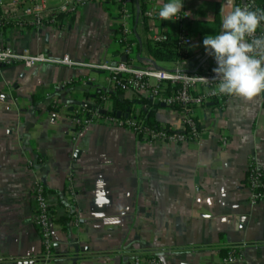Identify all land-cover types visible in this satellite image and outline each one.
<instances>
[{
  "label": "crops",
  "instance_id": "0c3cea01",
  "mask_svg": "<svg viewBox=\"0 0 264 264\" xmlns=\"http://www.w3.org/2000/svg\"><path fill=\"white\" fill-rule=\"evenodd\" d=\"M168 2L144 0L141 14L139 0H127L134 66L151 68L148 44L155 33L178 38L180 26L159 17ZM235 7L236 0H183L195 49L186 60L157 66L208 69L203 40L223 31V18ZM149 10L157 18H148ZM119 25L117 0H95L39 30L5 28L0 45L24 55L116 64ZM114 92L103 72L52 64L0 67V99L10 107L0 111V264H42L31 199L38 182L52 209L55 264H134L153 253L162 264H216L223 250L237 246L242 259L233 264H264V203L252 205L244 186L249 162L264 172V91L195 108L194 119L205 126L202 137L180 146L149 144L117 126L93 124L77 132L65 109L51 122L53 103L93 108L106 97L104 108L111 111ZM121 96L136 101L137 112L152 111L160 125L176 128L183 118L142 95ZM69 173L73 203L62 197Z\"/></svg>",
  "mask_w": 264,
  "mask_h": 264
},
{
  "label": "built area",
  "instance_id": "2783aa9c",
  "mask_svg": "<svg viewBox=\"0 0 264 264\" xmlns=\"http://www.w3.org/2000/svg\"><path fill=\"white\" fill-rule=\"evenodd\" d=\"M95 0H62L57 6L51 7L48 0H0V31L11 27L21 30H39L44 25H51L57 22L59 16L71 18L84 5ZM120 14L119 30L121 31L120 61L116 64L108 62L91 63L77 62L62 56L61 58H51L44 53L18 54L9 46L0 45V67L21 65L30 68L38 64H52L73 68L87 69L91 72L106 73L108 82L118 88L122 95L141 96L151 104H162L173 108L178 106V110L183 113V118L176 128L152 129L144 125L141 121L132 120L121 114L119 117L110 115L111 111L104 108L106 97L102 98L99 105L93 108L84 106L61 105L58 102L52 104L50 110L51 122L60 119V110L69 111L71 126L75 131L80 132L93 124L107 126H117L128 128L135 136L149 144L159 145H185L189 142H199L205 126L193 117V110L216 101L221 106L225 103L228 94L220 93L218 85L221 77L216 76L213 71L217 67L213 55L209 57V68L206 70L186 71L181 69L165 70L159 68H139L133 64V45H129V27L127 23V0H117ZM247 7L249 10L264 11V3L259 0H236V7ZM148 18H157L154 10L146 12ZM190 18L189 11L182 10L178 16L171 21L180 26L178 36V46L193 51L195 44L185 29V23ZM254 37H264V22L257 28ZM251 39V38H248ZM166 40L165 34L155 33L153 41ZM120 43V41H119ZM199 77L207 78L202 80ZM179 85L171 94L164 93L166 84ZM121 96V97H125ZM46 95L44 94V98ZM10 107L0 99V111H8ZM226 139H222L223 144ZM244 186L250 191V203L252 205L264 203V172L254 163L249 162L246 170ZM62 197L75 200V184L73 175L69 173L66 178V186ZM33 205V224L38 232L41 244L42 264L57 263L59 258L55 251V243L52 232V209L47 200L45 186L38 182L31 190ZM69 205L70 203L67 202ZM74 224L77 220H73ZM227 254L216 264H233L241 261L242 247L227 248ZM134 264H162L156 253L143 258H136Z\"/></svg>",
  "mask_w": 264,
  "mask_h": 264
},
{
  "label": "clouds",
  "instance_id": "9594fccd",
  "mask_svg": "<svg viewBox=\"0 0 264 264\" xmlns=\"http://www.w3.org/2000/svg\"><path fill=\"white\" fill-rule=\"evenodd\" d=\"M182 9L183 0H169L159 10V17L172 20ZM261 22L264 11L237 6L224 16L221 33L204 38L203 44L217 64L213 71L221 77L220 93L251 99L264 91V37H254Z\"/></svg>",
  "mask_w": 264,
  "mask_h": 264
},
{
  "label": "trees",
  "instance_id": "16d2710c",
  "mask_svg": "<svg viewBox=\"0 0 264 264\" xmlns=\"http://www.w3.org/2000/svg\"><path fill=\"white\" fill-rule=\"evenodd\" d=\"M262 4L264 3V0H259ZM144 0H139V7H140V13L142 14L144 11V5H143ZM1 14V12H0ZM63 16H59L57 18V21H61V18ZM118 38L120 41V45H123L121 43V31L118 30ZM129 45H134L135 39H129L127 40ZM148 51L149 54L152 58V60L149 62L151 68H159L157 66V63L161 62H180L183 60L188 59L191 55L192 52L183 49L178 46V38L172 39L168 36H166V40L164 41H151L148 44ZM160 69V68H159ZM179 85H170L169 83L166 84L164 87V93L165 94H171L173 93ZM121 93V91L118 88H115V92L109 96V101L111 102V114L116 116L117 113H128L129 118L132 120H138L141 121L144 125H146L149 128L152 129H160V128H166V129H171L169 126H163L160 125L158 122L155 121L154 116L152 111H145V110H140L137 112L133 107L134 103L133 101H128V100H121L117 96ZM101 101V100H100ZM215 104L219 105L218 102L213 101ZM143 105L145 102H142ZM150 107V106H148ZM174 109H178V106H174ZM227 254V250H223L222 257H225Z\"/></svg>",
  "mask_w": 264,
  "mask_h": 264
},
{
  "label": "water",
  "instance_id": "95a60500",
  "mask_svg": "<svg viewBox=\"0 0 264 264\" xmlns=\"http://www.w3.org/2000/svg\"><path fill=\"white\" fill-rule=\"evenodd\" d=\"M120 115H121V113H117V114H116V116H118V117H119ZM125 116H127V113H125Z\"/></svg>",
  "mask_w": 264,
  "mask_h": 264
}]
</instances>
